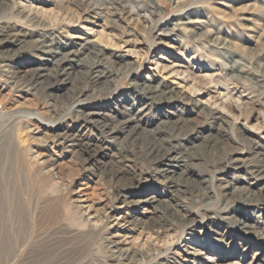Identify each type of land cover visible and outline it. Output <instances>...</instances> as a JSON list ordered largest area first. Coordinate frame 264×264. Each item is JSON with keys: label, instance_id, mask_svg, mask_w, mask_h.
Returning <instances> with one entry per match:
<instances>
[{"label": "rangeland", "instance_id": "rangeland-1", "mask_svg": "<svg viewBox=\"0 0 264 264\" xmlns=\"http://www.w3.org/2000/svg\"><path fill=\"white\" fill-rule=\"evenodd\" d=\"M14 2L33 8L46 26L13 11ZM189 19L194 31L186 28ZM1 25L15 27L21 38L5 40L4 51L26 46L14 60L0 58L9 70L0 69V101L14 103V112L0 105V264H155L161 257L170 264H264V177L256 172L264 163V0H1ZM39 32L55 47L86 37L106 46L103 68L123 73L103 96L89 98L104 104L102 116L122 117L125 106H138L134 84L150 79L175 86L185 99L144 96L140 127L129 129L136 130L133 139L126 132L106 141L73 111L79 69L56 78L54 61L28 49L44 37ZM117 54L133 67L122 70ZM40 62L48 69L38 88L16 87V70ZM215 109L218 117L211 118ZM179 116L196 131L181 147L198 156L164 163L171 178L137 151L147 131ZM64 131L99 152L87 159L89 152L55 141ZM206 135L218 144L215 155L240 151L238 163L220 170L217 159L198 151ZM111 167H122L124 176L115 177ZM220 184L234 194L229 187L224 195ZM184 216L192 221L183 223ZM119 248L136 254L120 260Z\"/></svg>", "mask_w": 264, "mask_h": 264}, {"label": "bare ground", "instance_id": "bare-ground-1", "mask_svg": "<svg viewBox=\"0 0 264 264\" xmlns=\"http://www.w3.org/2000/svg\"><path fill=\"white\" fill-rule=\"evenodd\" d=\"M156 5L152 3V7L157 9ZM32 9L33 8H29V6L27 7L25 4H23V2H16V3L14 2L12 4L13 11H16L21 16L26 15V17L30 21H33L37 23L38 25L46 26V22L44 21V19L34 15L32 13ZM184 23L187 24L186 28L190 31H194L195 28H197V25L194 24L196 22L192 21L191 19L187 20ZM9 27H10L9 25L0 26V58H5V59L12 58L11 60H14L18 56L21 55L18 53L20 52L21 48L26 46V44H23L21 46L22 42L24 41L19 42L20 44L18 45L17 50L13 54H10L11 52L8 53L7 51H4L3 42L5 40H8L9 38H12L13 41L21 40V38L17 35V32L16 31L14 32L16 28L15 27L9 28ZM5 33L7 35L3 37ZM38 35H40V37L44 36L43 37L44 39L41 38L42 40L41 39L32 40V42L29 44L28 49L32 53L38 54V56H40L39 59L41 61L42 60H46L47 62L54 61L52 71H50L53 76H56V78L67 77L68 75H71L73 71L72 69L74 68H76L77 70L79 69L80 75L79 77H76L77 78L76 80L78 81V85L76 86V88L74 89V92L70 96L71 102H74L73 111L76 114H79L80 116H82L85 122L91 123L93 125H97L100 131L106 136L107 138L106 141H109L108 139H110L111 141H113V139L116 140L118 135L125 134L126 132L130 133L128 134L127 139L128 140L133 139L132 138L133 133H135L136 130L135 129L129 130V129L131 127H140L139 122L141 120H139L140 118L139 115L146 108L145 106L142 105V102L145 99L144 96L149 97V98L168 99L171 102H174V101L178 102V101L185 99L183 91H179V89H177L175 86L165 85L161 83L160 84L157 83L158 85H153V82H152L153 80L150 79L149 83H144L140 85L139 82H136L134 84V86L136 87L134 89L136 90L134 94L136 95L137 90L140 91V94L136 96L137 97L136 100L138 101V106L136 105L135 102L133 106H125V111H121L122 113H124L122 117L118 116L117 114H110V113L109 114L105 113L106 115L104 114L102 116L101 109L103 108L104 104L99 103V102L92 103L90 102L91 100H89V98L103 96L104 93L108 92L109 90L113 88V85L111 84L112 77L114 76L117 77L118 74L123 73V71L121 72L120 69L116 73H111L103 68L108 58L107 50L105 48L106 46L96 39L86 37L79 42L77 41L76 42L70 41V43L65 42L63 45L59 47H55L53 44L50 43V41H48V39H46V36H45L46 32H39ZM116 57H117L116 64H120L121 69L123 65L127 68L133 67L131 62L124 64L125 60L123 58L121 59V55L117 54ZM46 64L47 63L40 62L37 66L32 68L30 71H28L29 69L25 71L16 70V72L13 74V78L14 79L17 78L16 87H22L20 89L21 90L26 89V91H29L34 88L35 89L38 88L39 84H41L43 80L42 77L46 76V73H47L45 71L46 70L45 68L47 67ZM4 67H6V65L0 64L1 71L7 73L9 70L4 69ZM76 69L74 70L77 71ZM104 83L105 85L102 86L101 84H104ZM100 85L102 87H100L98 90L94 89L95 86H100ZM45 91H47L46 87H45ZM13 104L9 105V104H6L2 100L0 101V105L5 111L12 110L11 108ZM218 111L219 110L215 109L214 112L211 113V118H217ZM12 112H14V110H12ZM17 112L23 113V111L21 112L20 110H17ZM34 115L36 117L42 116L39 113L34 114ZM181 117L182 116H179L178 118L175 117L176 119H172V120H163L160 124H158V127L156 129L147 131L141 138L142 145L139 151H137V154L140 157L148 160L149 162H151V164H154L156 167V170L158 172L164 173V175L166 174V168L162 167L164 163H168L169 161H172V159L179 158V160H176V161H184V159L196 158L198 156L197 151L192 150L193 148L187 147L186 144H184V147H183L184 149L181 147V145L183 144H180V143L182 141L186 142L190 140L192 137V134L196 132L195 126L193 128H189L186 125L187 120L182 119ZM38 127L39 128L41 127L40 129H42V125H38ZM30 130L31 132L34 131L33 129H30ZM74 133L68 132V131L58 132L57 135L55 136V139H56L55 141L57 142L60 141V143H65L68 146L76 147L78 148L77 150L81 152H85V151L89 152L87 159L91 158L92 156H94L95 154L99 152L98 149H95L93 147L96 145L92 143H85L83 141L80 142V140L77 139L78 136H76V134ZM206 137L208 138H206V140L200 145L201 147L198 148L199 149L198 151L207 153L208 158L217 159L216 164H218V166L220 167V170L223 169V167L228 163L235 164V165L238 163L240 159H239V156L237 155L240 153V151H238L237 149L236 150L231 149L229 151L230 153L227 152L228 154L224 156H219L221 154L215 155L213 154V149H215V147L218 144L213 142L214 140L213 138L209 139L210 135H206ZM256 146H261V145L257 144ZM125 148L126 147H123L121 151H125L124 150ZM133 150H136V149L133 148ZM233 152H236V153H233ZM202 155H206V154H202ZM7 164H11V163L8 162ZM158 164L160 165V168L158 167ZM259 166L260 167L259 169L256 170V172L260 176L264 177V163H262ZM111 170H112L111 172H113L115 177L122 178L121 175L124 176L125 170H123L122 167L112 168ZM2 171L8 172L9 170L6 167L5 169L3 168ZM166 175L167 177H171V176H168V174ZM120 186H121L120 188L117 187L118 195L121 193L122 186L124 185H120ZM219 187L222 189L224 188V191H226L225 193L223 192L224 195H226L229 187H230L229 189H230L231 194L232 193L234 194L233 189H232L233 186L231 185L229 186L226 184L222 187L220 184ZM242 194H244L246 198L251 199L250 193L248 194L246 192H243V193L241 192L238 194V196L242 197ZM147 200L148 199L146 200L144 199L141 202L147 203L148 202ZM81 201L83 202L84 199L79 200V202ZM153 202H154L153 200H149L148 204H153ZM3 203L4 202L0 201V220H1V214H2L1 211H2ZM79 207H84L86 209V208H89V205H80ZM113 212H114V209H111V211L108 212V214L111 213V215H113ZM120 217L124 219L128 225L131 223V221L129 219L128 220L125 219L124 216L119 215L118 218ZM181 221H183V223H188L192 220L184 216ZM160 225H162L163 229L165 228L164 224L160 223ZM118 244H119V240L111 241V245L113 247H116ZM115 251H120V254L116 256V258L120 260L121 259L128 260L132 255L136 254V251L134 250L129 253L128 250L121 249V248ZM113 254L115 255V253ZM161 256L162 255L159 254L158 257H161ZM155 264H170V263L169 261L161 257L160 259H156Z\"/></svg>", "mask_w": 264, "mask_h": 264}]
</instances>
